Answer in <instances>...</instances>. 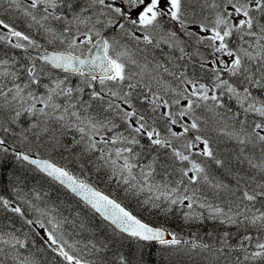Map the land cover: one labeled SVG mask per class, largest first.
<instances>
[{
    "label": "snow or ice",
    "instance_id": "obj_1",
    "mask_svg": "<svg viewBox=\"0 0 264 264\" xmlns=\"http://www.w3.org/2000/svg\"><path fill=\"white\" fill-rule=\"evenodd\" d=\"M0 264H264V0H0Z\"/></svg>",
    "mask_w": 264,
    "mask_h": 264
}]
</instances>
